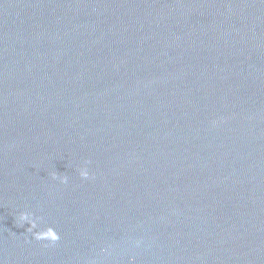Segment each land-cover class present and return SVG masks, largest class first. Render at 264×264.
Returning <instances> with one entry per match:
<instances>
[{"label":"water","instance_id":"obj_1","mask_svg":"<svg viewBox=\"0 0 264 264\" xmlns=\"http://www.w3.org/2000/svg\"><path fill=\"white\" fill-rule=\"evenodd\" d=\"M0 264H264V0H0Z\"/></svg>","mask_w":264,"mask_h":264},{"label":"clouds","instance_id":"obj_2","mask_svg":"<svg viewBox=\"0 0 264 264\" xmlns=\"http://www.w3.org/2000/svg\"><path fill=\"white\" fill-rule=\"evenodd\" d=\"M89 163V161H85L84 165L79 169V175L84 179L89 178V170L87 167ZM53 178H57L55 174H53ZM60 180L62 183H66L67 176L60 177ZM39 221H41V217L34 216L32 212L27 210L20 211L18 215L15 216L16 225L18 227L28 225L26 232L31 233L34 239L38 241H47L51 244L56 243L60 239L58 232L52 226L39 228Z\"/></svg>","mask_w":264,"mask_h":264}]
</instances>
